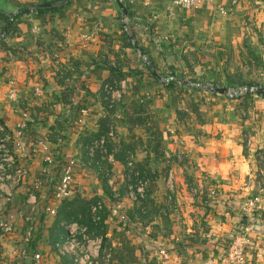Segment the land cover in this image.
I'll list each match as a JSON object with an SVG mask.
<instances>
[{
  "label": "crops",
  "instance_id": "crops-1",
  "mask_svg": "<svg viewBox=\"0 0 264 264\" xmlns=\"http://www.w3.org/2000/svg\"><path fill=\"white\" fill-rule=\"evenodd\" d=\"M41 1L0 0V10L16 14ZM127 2L69 0L55 11H22L0 46V122L11 127L19 121L21 107L31 108L26 137L20 140L24 149L18 153L29 182L43 166L40 151L31 146L35 136H44L58 154L78 160L76 170L97 177L92 189L76 185L54 216L45 211L50 194L35 192L34 251L41 253L43 264H72L54 243L64 235L62 223L73 206L89 203V193L92 201L110 196L112 187L85 151L106 125L117 180L124 170L119 157L132 158L152 180L146 236L112 224L108 214L105 219L113 246L121 249L130 241L133 264H220L221 251L242 236L251 240L254 262L264 264V97L227 100L225 94L183 82L228 86L249 72L264 78V0H208L191 9L177 7L173 0ZM126 3L131 14L124 21ZM130 26L133 47L123 34ZM111 68L119 80L106 100L102 86L116 79ZM168 77L176 81L172 88L164 86ZM9 88L15 89L18 102L8 98ZM83 108L89 114L81 125L77 120ZM176 153L182 154L180 161ZM169 170L175 211L167 206ZM29 187L14 181L2 185L14 200L7 210L0 203V216L26 213ZM256 195L258 203L250 211L248 200ZM123 203L131 219H141L138 203ZM14 225L11 235L0 236V254L5 263L21 264L17 251L26 224L17 217ZM159 247L166 256L158 254Z\"/></svg>",
  "mask_w": 264,
  "mask_h": 264
},
{
  "label": "built area",
  "instance_id": "built-area-1",
  "mask_svg": "<svg viewBox=\"0 0 264 264\" xmlns=\"http://www.w3.org/2000/svg\"><path fill=\"white\" fill-rule=\"evenodd\" d=\"M206 2H208V0H173L175 6L184 9H191L205 4ZM127 3L131 5L133 0H128ZM1 37H4V32L0 33V38ZM171 79V77H168L165 78L164 81L168 82ZM103 91L106 95H110L111 87L109 84L103 85ZM8 95L11 101L15 103L18 102L15 89L10 88L8 90ZM88 114L89 111L86 108L81 109L79 113L80 118L77 122L84 124ZM19 115V121L11 127L0 122V203L2 207L7 210V207L13 202L14 194L2 191L1 187L7 182L14 181L16 185L21 187H27V185L30 184V187L25 189L28 191L25 204L29 205V208L26 213L21 212L16 214L8 211L5 216H0V236L4 238V236L11 235L15 229L14 224L17 217L22 218L26 226L23 236L19 240L17 259H26L30 251V264H43L41 253L34 251L36 246L34 239L35 228L31 214L36 205L35 192L41 190L50 194L49 197L53 202L46 207L45 211L49 216H54L58 203L68 198L76 187L72 186L76 162L66 157L58 158L57 151L49 146L45 137L39 136L38 139L31 142V146H33V149L37 148V150L40 151L43 166L40 173H38L37 176L35 175L32 181L29 182V172L25 165L20 163V156H18V153H22L24 149V145L20 143V140L26 137L31 118V108L21 107ZM110 137L111 132H108L98 138L92 139L85 145L86 155L89 158L90 164L93 163L96 153L100 155L101 160H110L111 156L106 147ZM170 157L171 155H167V158ZM175 158L177 161H180L182 154L176 153ZM122 180L129 202L135 203L145 200L149 187V179L147 175L136 166L132 158L127 159L124 164ZM107 183L109 186H112L111 180H108ZM173 187L174 176L172 170H169L165 178L167 206L168 210L175 211V204L172 199V194L174 193ZM107 200L109 205L105 204L102 200H96L89 206L90 219L95 226L100 225L101 212L103 208H106L109 220L112 224L123 223V226L127 224L128 227L126 229L131 233H137L138 237L146 236L148 228L145 226L144 220L138 219L137 221L127 223L128 215L124 207L125 205L121 200V194L117 189L111 188V194ZM257 202V196L248 201L250 211L255 208ZM145 212L146 211L143 209L142 213ZM159 212H164V210L160 209ZM62 226L64 235L54 243L55 248L61 255H69L72 259V264H100L101 260H103V264H108V257L103 259L100 253L102 245L101 235L97 234L90 238L88 236L89 233L93 235L94 231H90L87 226H83L77 221H73L69 224L64 222ZM149 244L150 246L155 245L153 242ZM251 245V240L247 236L236 237L221 251V254L218 256V262L220 264H257L253 260ZM157 252L162 256L167 255L166 249L163 247H159ZM0 264H8L3 262L1 254Z\"/></svg>",
  "mask_w": 264,
  "mask_h": 264
},
{
  "label": "rangeland",
  "instance_id": "rangeland-1",
  "mask_svg": "<svg viewBox=\"0 0 264 264\" xmlns=\"http://www.w3.org/2000/svg\"><path fill=\"white\" fill-rule=\"evenodd\" d=\"M262 11H264V7H263ZM263 14H264V12H263ZM125 20L126 19H124V21ZM262 21H264L263 18H262L261 22ZM262 23L264 24V22H262ZM252 65H254V63L249 65L250 68H251ZM253 70L256 71L255 67L253 68ZM245 77L246 78H242V79L237 78V79L232 80L231 81L232 83H230V84L228 83L229 84L228 86L223 84L221 81H210V82L206 81L203 84H205L207 86H210V87L211 86L227 87L230 90V93L238 91L239 93L237 92V94H239V95L245 93V91H242V92L240 91V89L242 87H244V86H252L254 88H264V78H262V76H260L258 74H254L253 75V72H249L248 76H245ZM12 89H14V88H12ZM225 96H226L227 100H233V99H235V97H237V96H232V95H225ZM8 98H9V95H8ZM148 118H149V116H148ZM86 119H87V116H86ZM81 125H83V124H81ZM69 159H72V160H74L76 162V159H74L72 157L69 158ZM96 163H97V167H99L103 171L102 181H104V179H106V184L108 186V189L110 187H113V188L117 189L120 192V194H121V200L122 201L128 200V198L126 197V190L123 188L124 185H122L123 182L120 180L122 178V176H123L124 170L121 173L120 179L117 180V175H116V177L114 176V174H113V172L111 170L112 169L111 168V164H110V162L107 159L106 160L98 159V161H96ZM96 163H94V164H96ZM77 164H78V160H77V162L75 164V169H76V165ZM115 171H116V169H115ZM95 178H97V177L90 176L87 170H83V169L79 170L78 169V170L75 171L74 182H73L72 186H76L77 185V186H80V188H81V186H85V187H89V189H92L94 187V185H95V183H94ZM108 180H111V182H112V186H110V187H109V184L107 183ZM102 187H103V185H102ZM91 191H93V190H91ZM89 195H90V198H89L90 202L94 203V201H92L93 200L92 197H93L94 194L91 195L89 193ZM256 196H254V197H256ZM254 197H252L251 199H253ZM257 198H258V196H257ZM98 200H101V199H98ZM48 202H49V205H51V202H53V201H48ZM103 202L105 204L109 205L108 200L103 201ZM80 214L82 215L81 218H76V221L80 222L83 226H87L88 229H90V226H91L92 222H91L90 216L87 214V211H86L85 214H83L82 212H80ZM106 216H107V210L104 213V218H103L104 220L102 222V224L104 226H105ZM70 219L74 220V216H70ZM90 230L92 231L93 229H90ZM93 233H94L93 235L89 233L88 236L90 238L92 236L94 237L97 234L102 236V245H101L100 253H101V256H102L103 259L108 257V264H133V261H135L136 257H135V255H133L130 252V249H132V246L130 245V241H126L125 240V243L123 244V247L121 249H117L116 246H113L114 244H112V241H111V238H110V234L106 233L105 228L99 229V232L95 231ZM100 264H103V260H101Z\"/></svg>",
  "mask_w": 264,
  "mask_h": 264
},
{
  "label": "trees",
  "instance_id": "trees-1",
  "mask_svg": "<svg viewBox=\"0 0 264 264\" xmlns=\"http://www.w3.org/2000/svg\"><path fill=\"white\" fill-rule=\"evenodd\" d=\"M51 1H54V0H42L41 1V3H46V2H51ZM55 1H61V0H55ZM117 1V0H116ZM231 2H235V0H231ZM32 6V5H31ZM129 7H130V5L129 4H127L126 3V5H123V8H124V10L126 11L125 13H126V15H130L131 13V11L129 10ZM26 8H28L27 6H23V7H20V9H19V13H16V14H13V13H6L5 11H3V10H0V33H3L4 32V37H1L0 38V46H2V44H3V42L5 41V39H6V37L8 36V34L11 32V31H13L14 30V23H15V21H17L20 17H21V15H20V12H22V11H24ZM59 9V6H55V7H50V8H43V7H39V8H37L33 13L34 14H40V13H43V12H48V11H55V10H58ZM134 35L135 36V32L133 31V29L131 28V26L129 27V28H127L126 29V31H123V34H124V36L128 39V45L129 46H131V47H133V44L131 43V39H130V37H129V35ZM150 72V71H149ZM111 73H113V77H115L116 79H113V80H110L109 82H105L104 84H106V83H108L109 84V86L111 87V88H113L114 86H115V84H114V82H116L117 80H119V78H118V75L116 74V71H115V69H112L111 68ZM151 74V73H150ZM117 75V76H116ZM152 77H153V75H151ZM118 78V79H117ZM116 80V81H115ZM192 82H194L195 83V81H192ZM175 83H176V81L174 80V79H171V80H169L168 82H166V83H164V86L166 87V88H172L174 85H175ZM197 89H199V90H206V89H203V88H201V87H196ZM102 89H103V86H102ZM104 93V95H105V98H106V100H107V97H108V95H106V93L105 92H103ZM255 95V94H257V95H260V96H262V97H264V93H260V92H250V91H246L245 93H243V94H241V95H237V97H235V99H239V98H249V97H252V95ZM108 102V101H107ZM107 105V104H106ZM104 122H106V121H104ZM108 132H107V126L106 125H104V128H103V130L101 131V133H98L96 136H94L92 139H95V138H98V137H100L101 135H104V134H107ZM36 139H38V136L36 137H33V140H36ZM91 139V140H92ZM90 140V141H91ZM108 141H109V139H108ZM106 147H107V151L109 150V143H107L106 144ZM124 154H126V153H124ZM58 155V158H64L65 156L64 155H62L61 153L60 154H57ZM100 158V155L98 154V153H96V157L94 158V160H93V163L92 164H94L98 159ZM119 160H121L124 164H125V162H126V160H124L122 157H119ZM138 167V166H137ZM142 172H144L146 175H147V177H148V179H149V186H150V184H151V182H152V180H151V176H150V174L146 171V170H144V169H141L140 167H138ZM106 182V179H104V183ZM148 189H149V187H148ZM110 194H111V191H110ZM147 196V195H146ZM63 200H65V199H63ZM146 200H147V198H145V200H141V201H138V202H135V203H138V208H139V211H140V216H139V218H141V220H144V217L146 216V214H147V212H148V206H147V203H146ZM89 203H87V202H85V203H83L81 206L80 205H77L76 207L75 206H73L72 208H71V210H70V212H69V214H67V223L69 224V223H71V222H73V221H76V218H79V217H77V213H78V211H80V212H82L83 214H85L86 213V211H87V214L90 216V213H89V206L92 204L91 202H90V200L88 201ZM95 202V201H94ZM68 207V204L66 205V208ZM145 210L146 212L145 213H142V210ZM107 209L106 208H103V210H102V212H101V223H100V225H98V226H95L93 223L91 224V226H90V229H93V231L95 230V231H97V232H99V229H103V228H105V226L102 224V222H103V218H104V213H105V211H106ZM70 216H74V220L73 219H70ZM132 218V217H131ZM129 216H128V220H127V223H129L130 221H134V219H131ZM79 224H81L80 222H78ZM123 223H117L116 224V226H122V227H124V228H127L128 227V225L127 224H125L124 226L122 225ZM82 225V224H81ZM102 226V227H101ZM91 231V230H90ZM94 231V232H95ZM233 239V238H232ZM32 251V250H31ZM30 255H31V252L29 251L28 252V255H27V260L26 259H21V264H30Z\"/></svg>",
  "mask_w": 264,
  "mask_h": 264
},
{
  "label": "water",
  "instance_id": "water-1",
  "mask_svg": "<svg viewBox=\"0 0 264 264\" xmlns=\"http://www.w3.org/2000/svg\"><path fill=\"white\" fill-rule=\"evenodd\" d=\"M67 1L69 0H61L60 2H46V3H38V4H35L29 8H27L26 10H24L21 14L25 15V14H30L32 12H34L37 8L39 7H43V8H50V7H55V6H61V5H64ZM121 7V5H120ZM126 11L124 10V8H122V19H126ZM140 55H142L143 57V54L140 52L139 53ZM145 58V57H144ZM146 60V59H145ZM147 61V60H146ZM150 65V64H149ZM184 83L188 84V85H193V86H198V87H201L203 89H206L207 91H212V92H216V93H220V94H225V95H232V96H236L237 92H231L230 93V90L227 88V87H217V86H207L205 84H201V83H191L189 81H183ZM240 91H250V92H260V93H264V88H254L252 86H244L240 89ZM239 93V92H238ZM238 95V94H237ZM245 220H246V216H243L242 217V220H241V224H245Z\"/></svg>",
  "mask_w": 264,
  "mask_h": 264
}]
</instances>
